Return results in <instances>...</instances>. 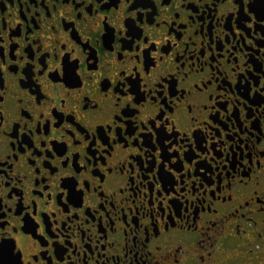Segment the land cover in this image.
Returning <instances> with one entry per match:
<instances>
[{
	"label": "flooded vegetation",
	"instance_id": "flooded-vegetation-1",
	"mask_svg": "<svg viewBox=\"0 0 264 264\" xmlns=\"http://www.w3.org/2000/svg\"><path fill=\"white\" fill-rule=\"evenodd\" d=\"M0 264H264V0H0Z\"/></svg>",
	"mask_w": 264,
	"mask_h": 264
}]
</instances>
